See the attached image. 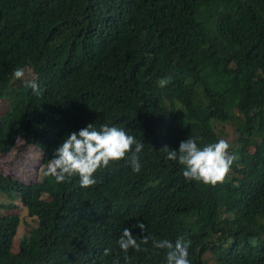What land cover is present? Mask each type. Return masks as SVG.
Listing matches in <instances>:
<instances>
[{
	"label": "trees",
	"instance_id": "16d2710c",
	"mask_svg": "<svg viewBox=\"0 0 264 264\" xmlns=\"http://www.w3.org/2000/svg\"><path fill=\"white\" fill-rule=\"evenodd\" d=\"M17 68L31 78L16 79ZM0 101V157L21 141L30 167L21 161L19 173L46 165L43 187L35 173L27 187L0 173V190L27 208L8 214L14 204L0 203V264H167L152 241L177 237L191 241L190 264H264V0H0ZM220 120L238 132L231 173L215 185L187 180L161 149L178 151L183 129L201 123L198 146L215 143ZM89 123L142 140L140 172L126 157L87 188L78 175L46 176L54 149ZM62 218L83 221L52 242ZM29 220L32 236L13 252ZM124 228L149 237L127 260Z\"/></svg>",
	"mask_w": 264,
	"mask_h": 264
},
{
	"label": "clouds",
	"instance_id": "9594fccd",
	"mask_svg": "<svg viewBox=\"0 0 264 264\" xmlns=\"http://www.w3.org/2000/svg\"><path fill=\"white\" fill-rule=\"evenodd\" d=\"M13 75L16 79H22L24 77V70L17 68L14 70ZM164 83H166V81L162 80L161 84ZM28 86L33 90L35 95L41 94L39 85L35 81H30ZM216 125L218 133L223 132V135L222 139L215 143L206 144L203 147L198 146L197 142L208 138L203 131V125L201 123L183 129V136L175 141V143L181 141L178 151L170 149L168 146H164L161 149L167 153L166 158L168 160H175L183 165V176L187 180H195L205 184L215 185L218 182H223L226 175L231 173V165L235 159V150L232 141L238 139V132L236 131V127L228 120H220ZM227 126L232 128L235 133V138L224 135ZM185 138L187 140H184ZM229 145L231 148L228 151ZM143 148L144 143L142 140L128 135L122 128L103 124L97 129L94 127L93 123H89L86 127L78 131H72L66 136L63 142L54 149L53 157L48 163L45 175L54 178L56 183H63L66 178L78 175L81 187L87 188L97 183L94 174L98 169L107 168L110 163L124 160L126 157L132 166V170L139 173L141 164L139 163L138 154ZM15 174L10 175L13 179L23 183L25 187L34 182L32 171L24 176L19 173V169H17ZM43 176L44 174L42 177ZM21 177H24L23 180H21ZM26 177H30L31 181L26 183L24 181ZM68 182L77 186L76 177L70 179ZM17 199L19 198L14 197L13 200L10 201H2L0 199L2 205L14 204L12 205L13 211L8 212V214L21 213L22 215L27 209L22 200L19 199V201L21 200L19 204ZM40 199L51 200L52 197L44 192ZM0 210V214L4 215V208H0ZM82 221V219H60L59 222L54 224L52 242L66 237H73L81 226ZM135 227H139L143 232L146 229V225L139 221ZM82 236L85 240L86 233L84 232ZM14 238L15 237L12 239V248ZM141 242L147 244L149 242V237L144 236ZM141 242H138L131 229L124 228L117 243L119 248L125 253V260L129 258L127 254L130 249L137 252L142 250ZM152 243L154 248L166 250L167 264H190L188 257L191 241L187 240L185 237H177L175 242L168 239H153ZM103 254L105 256L110 255L111 249L106 248Z\"/></svg>",
	"mask_w": 264,
	"mask_h": 264
},
{
	"label": "rangeland",
	"instance_id": "374dc122",
	"mask_svg": "<svg viewBox=\"0 0 264 264\" xmlns=\"http://www.w3.org/2000/svg\"><path fill=\"white\" fill-rule=\"evenodd\" d=\"M253 2H258V0H252ZM31 78V74L30 73H25L24 74V77L22 78V80L26 81L27 79ZM4 105L3 102L0 101V111H1V108L2 106ZM226 136L228 137H232V138H235V133L234 131L232 130V128L230 126H227L225 128V134ZM21 141H19L16 145V147L13 149V151L6 155V156H1L0 157V162L2 164H4V166L1 168L0 167V173L1 172H4L6 171H9L11 172V174H15V172H17V169L20 167V162L23 161L25 166H29L25 161H24V158H20L19 159V155H23V152L21 150H19V147L21 145L20 143ZM231 146L229 145V149L228 151L230 150ZM15 167V168H13ZM30 167V166H29ZM46 169V165L44 163H39V164H35V166L32 167L31 171L33 173H35L36 175V178L35 180L38 182H40L42 180V175L44 174V171ZM17 175V174H15ZM38 185L40 187H43V184L42 182L38 183ZM0 199L2 201H10V199L7 198V196L3 193V191L0 190ZM17 202L20 204V201L19 199H17ZM1 211V210H0ZM32 228H33V221H27V222H23L19 229H18V233L17 235L15 236L14 238V241H13V251L15 252H18L19 249H20V243H21V240L26 237V238H30L32 236Z\"/></svg>",
	"mask_w": 264,
	"mask_h": 264
}]
</instances>
